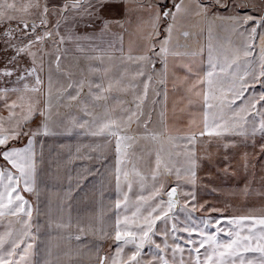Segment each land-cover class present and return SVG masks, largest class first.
I'll return each mask as SVG.
<instances>
[{"label": "snow or ice", "instance_id": "6c2138e0", "mask_svg": "<svg viewBox=\"0 0 264 264\" xmlns=\"http://www.w3.org/2000/svg\"><path fill=\"white\" fill-rule=\"evenodd\" d=\"M116 7L0 0V264L81 256L59 242L73 237L71 212L49 200L41 213L37 186L48 139L75 129L102 159L114 148V217L75 221L77 240L98 238L86 264H264V211L224 215L198 199L218 171L241 169L247 195L257 165L264 196V0H141L148 22L127 50ZM205 31L206 62L193 46ZM170 80L181 111L198 109L184 130L166 122Z\"/></svg>", "mask_w": 264, "mask_h": 264}, {"label": "crops", "instance_id": "0c3cea01", "mask_svg": "<svg viewBox=\"0 0 264 264\" xmlns=\"http://www.w3.org/2000/svg\"><path fill=\"white\" fill-rule=\"evenodd\" d=\"M141 0H115L117 7L114 8V18L123 19V45L125 50L129 46V42L135 41L139 35L143 33L144 26L148 22L147 10H137L136 5ZM123 5L124 7H120ZM127 8V11L124 9ZM79 31L84 32L85 28L83 24L79 26ZM87 43V42H86ZM117 48L119 43L117 42ZM194 47H203V59L207 60V33L199 37L198 45L194 41ZM197 63L200 57H195ZM260 89V86L259 88ZM182 92L172 89L171 80L169 81V98L168 109L166 113V122L169 128L173 131L184 130L188 124L190 116L196 114L198 118V109H191L189 111H181L184 107L179 101V97ZM175 104V109L173 105ZM76 115V111L73 109L70 113ZM153 119L157 120L158 116L153 115ZM94 142V138L82 135L80 131H60L58 135L48 139L44 149V164L41 168L40 175L38 177V189L41 213L45 211L49 200L52 202V206L55 209L61 203L63 204V210L65 218L69 211L73 217V237L70 242L68 237L64 234V238L60 240L61 247L65 250L69 245L72 252L80 251L82 254L80 257L73 255L72 261L87 262V248L98 242V238L91 233L87 235H81L79 240L75 238V221L77 216L87 222L89 219H97L103 214L105 217H114L115 209L112 207V201L116 198L115 185L109 183V174L114 164V148L104 153L106 159L100 158L99 153L93 154L88 149L87 145ZM80 148V154L77 155V148ZM93 155L94 158L88 157ZM68 176L72 177L73 190L68 195L71 196L69 200L66 196V191L69 188ZM80 177V183L77 186V177ZM29 199L33 204L36 203V196L30 195ZM71 204L69 209L68 205ZM40 221H44V216H40ZM51 235H56V230H52ZM104 243L105 250H107V244ZM83 246V247H82ZM39 259H44L43 250ZM67 260L68 257H62Z\"/></svg>", "mask_w": 264, "mask_h": 264}, {"label": "rangeland", "instance_id": "374dc122", "mask_svg": "<svg viewBox=\"0 0 264 264\" xmlns=\"http://www.w3.org/2000/svg\"><path fill=\"white\" fill-rule=\"evenodd\" d=\"M258 88L259 85L256 86V90H259ZM61 110L65 111L63 108ZM61 131L69 132L66 130ZM70 131L80 130L75 129ZM212 151H216L215 145H213ZM257 159L264 160V157H259ZM256 172L257 182L252 184L251 191L247 195H244L239 190L246 179V175L241 169L235 173L230 172L227 174L223 171H218L211 180L207 181V183L211 184L210 188H206L203 185L201 186V190L198 193V199L201 202L208 201L213 207L225 208L226 211L224 212V215L249 214L250 211L259 214L264 211V196L260 194L261 189L258 183L259 165H257ZM213 215L218 214L214 213Z\"/></svg>", "mask_w": 264, "mask_h": 264}]
</instances>
